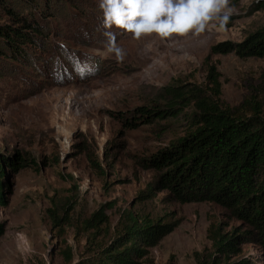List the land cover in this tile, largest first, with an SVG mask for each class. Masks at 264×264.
<instances>
[{
    "label": "rangeland",
    "instance_id": "1",
    "mask_svg": "<svg viewBox=\"0 0 264 264\" xmlns=\"http://www.w3.org/2000/svg\"><path fill=\"white\" fill-rule=\"evenodd\" d=\"M98 3L0 0V24H9L11 12L36 21L46 36L22 61L0 56V154L17 152L36 165L15 174L4 170L0 264H73L85 243L80 224L100 206H105L109 232L125 212L177 221L149 249L145 264H195L193 254L210 246L209 222H224L227 229L238 224L211 203L178 204L165 192L147 198L156 173L143 169L142 160L183 136V118L129 129L112 114L149 106L168 84H201L209 48L238 43L264 25V0H231L235 11L226 30L198 36L153 34L136 40L113 28L127 53L122 62L106 50L105 37L97 31L103 15ZM209 61L219 74L221 106L233 108L253 96L264 100L258 91L263 58L229 53ZM66 207L67 223L52 227L45 210L56 209L61 217ZM65 248L69 262L62 255ZM242 254L252 264H264L257 245L245 244Z\"/></svg>",
    "mask_w": 264,
    "mask_h": 264
},
{
    "label": "trees",
    "instance_id": "2",
    "mask_svg": "<svg viewBox=\"0 0 264 264\" xmlns=\"http://www.w3.org/2000/svg\"><path fill=\"white\" fill-rule=\"evenodd\" d=\"M9 15V24H0V56L22 61L28 50L46 36L33 19L11 12ZM229 53L264 59V25L238 43L224 41L211 46L202 62L201 84H168L159 89L157 99L149 106L112 114L129 129L183 118V136L142 160L143 169L156 173L147 198L153 192H165L178 204L211 203L225 211L227 219L238 223L227 229L224 222H209L206 238L210 246L193 254L195 264H252L242 254L245 244L257 245L264 257V100L253 96L233 108L221 106L219 74L209 57ZM258 91L264 95V78ZM91 165L99 169L92 161ZM27 167H36L33 159L17 152L0 154V206L5 204L4 170L15 174ZM67 207L61 217L56 209L45 210L52 227L62 228L67 223ZM104 207L81 222L85 243L73 264H145L149 249L177 226V221L125 212L117 228L109 232ZM101 231V238H97ZM3 232L0 223V237ZM62 255L70 261L69 248Z\"/></svg>",
    "mask_w": 264,
    "mask_h": 264
},
{
    "label": "clouds",
    "instance_id": "3",
    "mask_svg": "<svg viewBox=\"0 0 264 264\" xmlns=\"http://www.w3.org/2000/svg\"><path fill=\"white\" fill-rule=\"evenodd\" d=\"M98 7L103 15L97 31L118 62L127 53L118 45L113 28L136 40L153 34L160 38L198 36L211 29L226 30L235 11L231 0H99Z\"/></svg>",
    "mask_w": 264,
    "mask_h": 264
}]
</instances>
